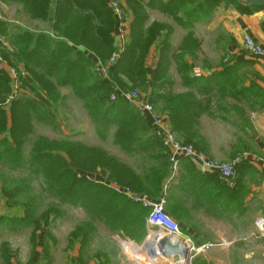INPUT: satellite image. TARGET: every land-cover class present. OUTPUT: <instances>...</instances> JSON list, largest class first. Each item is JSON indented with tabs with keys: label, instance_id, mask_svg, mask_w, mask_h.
I'll use <instances>...</instances> for the list:
<instances>
[{
	"label": "trees",
	"instance_id": "1",
	"mask_svg": "<svg viewBox=\"0 0 264 264\" xmlns=\"http://www.w3.org/2000/svg\"><path fill=\"white\" fill-rule=\"evenodd\" d=\"M118 1L123 3L120 5L125 22H131L123 49L115 62L109 64L111 55L120 47V40L117 32L116 47L117 22L103 0H0V5L17 4L18 12L30 21L50 24V33H35L0 19V55L8 68L17 72L14 80L0 68V166L11 170L25 168L29 174L41 176L44 190L54 193L58 202H71L72 197L99 224L139 242L147 234L145 219L149 210L107 186L88 180L83 172L100 171L102 177L136 195L157 202L164 199V212L170 218L175 222L187 220L183 175L190 171L207 174H201L194 163L185 159L174 169L170 151L154 136L151 119L135 104L120 98L119 93L149 90L146 103L162 116L166 115L165 122L172 132L190 146L193 117L203 111L207 103L204 96L214 92L209 88L215 82V75H193L185 55L193 56L199 49L190 35L191 21L197 18L198 11L209 12L206 8H211L214 2L205 0L203 5H195L194 0ZM249 8H242V12H251ZM148 11L162 14L172 24L149 23ZM173 26L188 30L175 48L171 46ZM156 45L159 46L154 54L155 63L151 64V49ZM97 64L106 67L107 78L94 71ZM172 64L185 88L181 93L172 89L169 74ZM64 88L82 104L100 142L111 137L112 145L125 156L138 160L137 173L102 149L69 140L51 142L42 137L33 138L32 124L56 126V103L64 98L58 92ZM114 93L118 96L111 101L110 95ZM27 136L29 158L24 156L26 142L22 140ZM76 171L82 176L77 177ZM175 171L178 172L176 183L169 181ZM25 192L23 188L18 190V194ZM32 200L25 203L27 210L35 209ZM38 222L31 223L34 230ZM89 225V221L83 223L92 231ZM72 236L80 242L77 261L84 264L86 233L76 230Z\"/></svg>",
	"mask_w": 264,
	"mask_h": 264
},
{
	"label": "crops",
	"instance_id": "2",
	"mask_svg": "<svg viewBox=\"0 0 264 264\" xmlns=\"http://www.w3.org/2000/svg\"><path fill=\"white\" fill-rule=\"evenodd\" d=\"M194 1L195 5L205 2ZM209 1L214 2L211 8H206L209 12L198 11L197 18L191 21L190 35L199 49L193 56L185 55L186 63L192 65L193 75H215L214 84L206 87L214 92L204 96L207 103L203 111L193 117L195 124L190 146L208 160L240 159L236 177L226 181L217 174L184 173L182 187L184 195L187 193L184 201L188 216L183 228L179 227V235L172 237L147 227L144 245L139 251H156L157 242L167 237L172 245L181 239L189 248L190 264H264V233L255 226L257 220L264 219V60L243 48L244 37L264 48V8L251 7V12L244 13L242 8L250 7L242 4L244 0ZM120 4L123 6L122 2ZM18 10L17 4L0 5V19L10 26L35 33H50L47 21H30ZM148 17L149 23L172 24L169 18L155 11H148ZM172 28L171 46L175 48L188 30ZM116 33L115 24L117 47ZM158 46L151 49V64L155 63ZM225 50L227 63L223 61ZM169 74L173 80L172 89L176 93L185 91L174 64ZM197 98L200 100L199 96ZM111 147L120 153V161L138 172V160L125 156L112 144ZM177 180L178 172L175 171L169 181L176 183ZM204 245L210 246L199 253L192 251V247ZM164 262L171 264L170 260Z\"/></svg>",
	"mask_w": 264,
	"mask_h": 264
},
{
	"label": "rangeland",
	"instance_id": "3",
	"mask_svg": "<svg viewBox=\"0 0 264 264\" xmlns=\"http://www.w3.org/2000/svg\"><path fill=\"white\" fill-rule=\"evenodd\" d=\"M227 60L228 55L225 53L223 61ZM58 93L64 98L62 100L59 98L56 103V126L52 128L32 124L33 138L42 137L51 142L67 140L81 142L87 147L102 149L119 159L120 153L111 147V137L103 142L95 137L93 126L87 119L85 109L72 93L66 88L60 89ZM135 93L139 101L142 103L147 101V91L135 90ZM112 95H110V100ZM139 110L144 111L140 105ZM146 116L152 120L166 119V115L162 116L153 108L151 114H146ZM173 134L182 146L193 148L184 145L182 139H179L175 133ZM29 139L28 136L22 139L26 142L24 143V156L28 158ZM83 158L87 157L83 156ZM76 172L78 176H82L80 171ZM93 172L86 171L83 174L91 177L97 175L96 180L102 177L100 171ZM44 186L45 183L41 176L29 174L25 168L11 170L0 166V264H80L77 261L80 242L74 240L72 236L76 230H84L86 233L84 264H142L134 259L133 255L141 250L145 239L138 242L123 236L121 232L109 230L80 208L77 200L70 197L71 202L60 203L54 193L48 194L44 190ZM22 188L26 192L18 194V190ZM32 198V206L35 209L31 211L27 210L25 203ZM35 220H39L36 230L32 225ZM87 221L90 223L88 228L92 227V231L83 226V223ZM178 225L182 229L184 222L180 221ZM147 257L151 259L150 256L147 255Z\"/></svg>",
	"mask_w": 264,
	"mask_h": 264
},
{
	"label": "built area",
	"instance_id": "4",
	"mask_svg": "<svg viewBox=\"0 0 264 264\" xmlns=\"http://www.w3.org/2000/svg\"><path fill=\"white\" fill-rule=\"evenodd\" d=\"M103 1L112 11L118 26L117 32L120 40V47L118 51L112 54L109 59V64H113L115 60L118 58V54L123 49L124 43L126 41L125 36L128 34L127 23L125 22V15L118 0H103ZM243 48L252 56L264 60V48L256 44L250 38L248 37L243 38ZM0 68L5 69L9 73V75L14 80H16L17 78L16 70L8 68V65L6 64L4 59H2L1 55H0ZM94 71L98 74H104V77H106L105 66L97 64L94 68ZM117 96L118 93L113 94L111 96V100H115ZM119 96L126 102L135 104L138 108L140 105L143 108L144 113L151 114L152 106L146 102L142 103L141 101H139V97L137 93L135 92L119 93ZM151 121H152L154 136L157 137L161 141L162 146L165 149L169 150L171 153L170 160L173 164L174 169H176V166L179 164L180 160L185 159L194 163V165L201 174H209V173L217 174L226 181L233 180L236 177L237 165L240 159H234L229 162L208 160L203 154L195 151L193 148L182 146L180 143H178L175 135L172 133L169 125L165 122L164 119H154V120L151 119ZM96 176L97 175L91 177L86 175L85 177L88 180H92L95 183L111 188L116 193L125 196L133 204H138L141 205L143 208L148 209L149 213L145 219V224L148 228H156L157 230L163 232L164 234L170 235L172 237L179 235L180 233L179 225L164 212V199H160L158 202L151 201L146 196L136 195L132 193L128 188L120 187L117 183L108 181L104 177H100L98 180H96ZM255 226L260 233H264V219L257 220L255 222ZM209 246L210 245H204L196 249L192 247V251L194 253H199L202 249H206Z\"/></svg>",
	"mask_w": 264,
	"mask_h": 264
},
{
	"label": "water",
	"instance_id": "5",
	"mask_svg": "<svg viewBox=\"0 0 264 264\" xmlns=\"http://www.w3.org/2000/svg\"><path fill=\"white\" fill-rule=\"evenodd\" d=\"M244 6H250L256 9L264 8V0H244L241 1ZM153 257L159 258L162 261H171V264H186L191 262V255L189 248H187L181 239H179L174 245L167 237H162L157 242L156 251L151 249Z\"/></svg>",
	"mask_w": 264,
	"mask_h": 264
},
{
	"label": "bare ground",
	"instance_id": "6",
	"mask_svg": "<svg viewBox=\"0 0 264 264\" xmlns=\"http://www.w3.org/2000/svg\"><path fill=\"white\" fill-rule=\"evenodd\" d=\"M151 240H152V239H151ZM143 248H144V247H143ZM142 250H143V249H142ZM144 250H145V249H144ZM144 250H143V251H144ZM146 251H147V250H146ZM150 254H152V251H151V250H149L148 253L138 251L137 253H135V254L133 255V258L136 259L137 261L141 262L142 264H158V263L162 264V263H163V262L160 261L159 259L153 257V255L150 256ZM147 255L150 256L152 260L149 259V257H147ZM142 261H144V262H142ZM161 262H162V263H161ZM166 263H167V262H166Z\"/></svg>",
	"mask_w": 264,
	"mask_h": 264
}]
</instances>
